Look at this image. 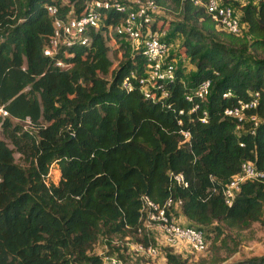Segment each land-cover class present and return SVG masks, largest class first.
<instances>
[{
    "label": "trees",
    "instance_id": "obj_1",
    "mask_svg": "<svg viewBox=\"0 0 264 264\" xmlns=\"http://www.w3.org/2000/svg\"><path fill=\"white\" fill-rule=\"evenodd\" d=\"M153 1L175 16L167 24L182 35L176 53L194 65L188 82L175 68L159 101L136 86L120 87L129 71L140 73L143 58L113 31L122 17L115 9L86 30L87 44L72 41L47 57L46 6L55 5L59 17L79 16L85 0H0V106L7 112L0 116V264H100L93 252L100 235L148 244L137 233L142 194L158 204L179 198L180 215L205 228L212 245L225 228L262 222L263 183L242 182L229 206L220 188L242 162L264 166V58L246 51L264 54V0H232L244 36L223 31L225 40L194 0ZM155 20L153 26L166 24ZM110 34L114 49L106 44ZM110 49L113 56L120 52L115 64ZM56 59L66 66L57 67ZM204 79L211 86L199 104L207 111L200 123L184 92ZM226 90L231 95L222 97ZM251 91L259 94L252 113L261 122L253 134L235 135L234 121L222 111ZM51 163L59 177L45 185ZM167 171L181 173L186 185H172ZM108 247L118 255L124 250ZM165 250L166 264H186ZM225 264H264V256Z\"/></svg>",
    "mask_w": 264,
    "mask_h": 264
},
{
    "label": "built area",
    "instance_id": "obj_2",
    "mask_svg": "<svg viewBox=\"0 0 264 264\" xmlns=\"http://www.w3.org/2000/svg\"><path fill=\"white\" fill-rule=\"evenodd\" d=\"M194 4L202 5L216 28L231 34H239L245 29L240 21V14L232 5V0H194ZM113 8L120 13L121 20L114 25L113 31L123 38L130 50L139 49L142 53V64L140 73L135 70L121 79L120 87L129 91L136 86L144 98L151 101H159L167 97L164 83L174 79L175 65L169 58V41L166 40V28L153 26L161 7L153 0H85L83 12L79 16H58V8L55 5H47L46 13L51 18L52 33L45 42L42 53L51 57L57 53L61 46H68L72 41H78L85 45L88 40L85 32L90 27H95L104 15V11ZM158 22L156 23V25ZM54 64L57 67H65L60 59ZM185 84V83H183ZM210 80L204 79L188 91L184 92V99L191 103L189 111L199 110V122L205 123L207 111L199 107L206 100L210 92ZM222 97L231 95L230 90L223 92ZM259 94L257 91L249 92L246 100H237L230 107L223 109L222 114L234 121V134H253L261 119L252 111L258 104ZM179 114L182 110L178 111ZM0 116H7V112L0 106ZM184 139L189 137L188 132L181 131ZM241 145V144H240ZM43 178L48 185L51 177V168ZM56 167V166H55ZM57 178L59 171L56 168ZM167 176L172 185L185 186L186 182L181 173L167 171ZM244 181H256L264 184V166L256 168L252 161H244L240 164L239 171L234 173L221 188L220 193L224 203L229 206L240 185ZM181 200L179 198L167 197L161 204L153 202L148 196H139L138 227L137 233L149 238V233L156 232L162 245L176 247L183 243L193 252H202L206 249L204 230L190 224L182 225L178 222L180 216ZM110 246L120 244L124 247L118 255L115 250H109ZM157 249L151 243L145 244L139 241L125 240L124 242L102 238L101 247L95 252L101 258L100 264H127V259L135 257L149 259L157 254Z\"/></svg>",
    "mask_w": 264,
    "mask_h": 264
},
{
    "label": "rangeland",
    "instance_id": "obj_3",
    "mask_svg": "<svg viewBox=\"0 0 264 264\" xmlns=\"http://www.w3.org/2000/svg\"><path fill=\"white\" fill-rule=\"evenodd\" d=\"M242 2L246 1H254V0H241ZM240 4V1L237 2ZM157 17L165 20L164 27L166 28V33H170L171 36L169 41L168 53L173 56L172 62L175 67L182 69V79L186 82L189 80L190 72L193 71L194 65L189 62L188 58L183 55H178L176 53L179 44L182 41V35L178 32H172L167 21L171 19H175L174 15L169 14L165 10H161L158 12ZM217 37L219 39L225 40L226 33L217 29ZM223 32V33H222ZM225 33V34H224ZM244 36L242 33L239 35H235V38H241ZM120 41V40H118ZM106 44L115 48V45L112 40V34L110 37L106 39ZM246 51L255 57H263L264 54L259 51L251 52L246 49ZM120 52H116V54L112 55V49L109 51V55H112L113 63L115 64L119 59ZM14 160L17 164H20V158L18 154L14 153ZM51 177L54 182L57 181L56 167L52 165L51 168ZM261 223L253 222L248 225L241 226L239 228H225L223 233L219 236V238L213 242V245L210 242L211 237L206 239V249L202 252H193L187 246H185L180 253L174 252L181 259L186 260V264H225L237 259L252 257V256H264V205L261 211ZM204 235H205V228ZM210 236V235H209ZM103 236L100 235L95 242L93 247V252L95 253L102 244ZM149 238L151 240V244L154 245L157 249L156 256L149 259H142L141 262L138 261L139 257H135L133 259H127V264H137L139 262L143 264H166L164 254L165 249L171 250L173 252L172 247L162 245L159 240V235L156 232L149 233ZM109 246V243H107Z\"/></svg>",
    "mask_w": 264,
    "mask_h": 264
},
{
    "label": "crops",
    "instance_id": "obj_4",
    "mask_svg": "<svg viewBox=\"0 0 264 264\" xmlns=\"http://www.w3.org/2000/svg\"><path fill=\"white\" fill-rule=\"evenodd\" d=\"M236 1H237V2L240 1V5H242L243 3H245V2H242L241 0H236ZM246 2H247V1H246ZM253 3H255V0L253 1ZM178 222L181 223L182 225H186V224H188V220H187L184 216H182V215H180V216L178 217ZM184 247H185V244L181 243V244H179V245H177L176 247L173 248V252L180 253L181 250H182Z\"/></svg>",
    "mask_w": 264,
    "mask_h": 264
}]
</instances>
